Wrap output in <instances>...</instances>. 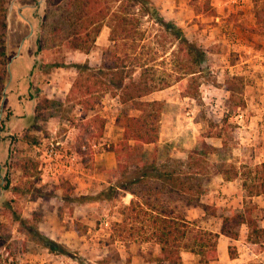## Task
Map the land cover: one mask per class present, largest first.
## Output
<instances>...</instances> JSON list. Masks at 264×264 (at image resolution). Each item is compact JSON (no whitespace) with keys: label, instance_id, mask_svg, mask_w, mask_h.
Returning a JSON list of instances; mask_svg holds the SVG:
<instances>
[{"label":"rangeland","instance_id":"obj_1","mask_svg":"<svg viewBox=\"0 0 264 264\" xmlns=\"http://www.w3.org/2000/svg\"><path fill=\"white\" fill-rule=\"evenodd\" d=\"M149 1L166 21L172 22L191 44L203 52L204 66L202 73L196 76V98L181 97L180 89L185 86L188 78L182 77L184 71L178 68L175 61L176 56L181 57L183 52L176 53L177 46L173 36L144 17L139 5L133 7L127 0H100L101 6L108 8L109 12L121 10L138 26L141 41L137 49L136 64L148 67L145 76L156 88L144 99L160 100L162 111L156 144L140 146L128 142L127 145H118L120 161L128 167V171L119 178L117 174L109 173V170L118 167L115 155L109 151L121 139L117 119L122 115L134 116L138 112L129 104H121L117 92L116 95H103L91 112H81L73 99L67 93L64 94L73 77V70L65 68L62 62L70 66L83 57L65 48L62 41L53 39L48 49L34 53L35 58L37 57L34 64L36 67L38 65L39 73L46 74L49 71L44 76L48 80L43 79L42 83L50 81L59 86L54 100L50 103L41 101L43 95L35 86V79L34 84L31 83L33 89L29 97L37 102L41 101L39 109H45L41 112L38 110L39 118L32 119L25 129L14 127L12 130L15 131L8 133L7 123L11 113L3 106L2 95L6 94L8 82V90L19 85L18 80L21 81L23 74L29 71L31 57L30 51L20 44L29 38L36 44L43 33H49L52 26H55L52 21L56 18L53 20L54 17L51 16L47 20L52 21L46 20L44 23L46 0H3V34L8 71L6 70L0 98V140L9 141L13 145L9 146L7 158L1 163L0 169V264H22L20 260L23 255L38 253L44 246L42 237L35 230L40 214V207L33 205L36 199H61L62 205L58 207L61 212L71 215L72 210H75L77 219L83 220L84 223L74 221L78 232L90 230L85 238L71 240L76 241L72 244L83 243L85 250L67 249L58 245L50 252L66 255L78 264H130L132 254L138 258V264H157L154 259L159 250L152 237L153 215L137 208L126 209L128 201L135 200L134 197L114 187L121 182L129 183L144 165H168L165 169L175 170L176 162L185 156L187 148L206 131V121L222 116L223 102L228 95L224 84L230 76L241 79L244 106L236 109L228 120L231 126H235L238 142L230 151L227 164L238 169L241 173L240 180L243 181L247 171L252 172L257 162L264 161V0H247V5L253 7V14L246 17L250 21L242 17L240 22H235L236 17L231 8L226 7L228 0H208L210 10L206 11L202 8L203 2L199 3L198 0ZM218 2L221 3L220 6L225 4L222 9H218L219 13L215 10ZM108 23L109 20L102 21V31L95 40L98 47L89 55L91 66L96 65L99 47L109 44ZM42 26L46 28L43 29ZM59 64H62L60 69L57 68ZM124 65L128 66V62ZM137 76L136 69L132 78ZM162 85L165 87L160 88ZM5 104L16 109V97L8 95ZM237 115L240 117H236ZM92 116H95L94 121ZM101 121L103 127L100 129ZM50 122L55 123L54 128L48 125ZM91 123L93 134H100L99 137L90 138L87 144H80L75 138L78 130L86 124L90 126L87 129L89 132ZM49 140L59 142V151L63 156L76 155L77 161L73 167L80 163L84 172L88 169L93 173L97 171L95 179L98 180V185L91 188V192L83 195L77 190V183L70 177L74 174L72 170L68 171L70 176L60 174L63 173L60 168L65 164L64 159L55 167L57 177L52 176L55 173L53 166L49 161L40 160L43 144ZM90 144H94L95 148L90 149ZM101 151L109 152V158L95 161L93 154ZM5 157L6 150L0 144V160ZM209 158L215 159L214 156ZM23 161L27 165L21 171L17 165ZM216 183L217 180L212 177L206 185L202 200L218 198L217 194L210 195V189ZM129 188L136 190L137 186ZM84 201H88V204L77 206V203ZM72 202L76 203L75 207L70 205ZM175 204L179 206L178 210L185 221L194 224L182 227L185 230L183 243L188 244L196 231L208 232L200 219H192L191 214L186 213L189 209L201 212L199 208H183V203L179 201ZM201 219L207 217L203 216ZM211 223H215V220H211ZM204 250L207 251V247ZM183 253H190L192 259L189 258L190 255L188 259L184 255L181 257ZM179 254V264H200V257L194 253L181 250ZM64 261L70 264L69 261Z\"/></svg>","mask_w":264,"mask_h":264},{"label":"trees","instance_id":"obj_2","mask_svg":"<svg viewBox=\"0 0 264 264\" xmlns=\"http://www.w3.org/2000/svg\"><path fill=\"white\" fill-rule=\"evenodd\" d=\"M61 1L62 4H61ZM132 6L139 5L142 15L161 26L166 32L173 36L176 42L177 54L183 52L182 56H176L178 68L182 71V77L188 78L187 83L180 89L181 97L196 98V80L203 70V52L191 44L182 32L172 22L166 21L151 4L149 0H127ZM202 1L204 11L210 10L208 0ZM102 7L100 0H46L45 21L55 22L49 33H43L37 40V51L41 52L50 47L53 39L62 41L68 50L79 51L87 54L95 48V39L102 27L103 20H109L108 37L109 44L99 49V66H88L87 62L74 64L76 76L69 90L71 97L83 113L92 111L99 99L105 94L117 92L121 104H129L133 110L138 112L135 116L122 115L117 119L121 128V139L111 151L117 160L118 167L109 170L121 178L128 167L123 165L119 158L118 145H127L132 142L135 145L154 144L158 138L159 118L161 114V103L156 100H144L143 98L156 90L154 84L146 78L148 67L138 63L137 49L141 41V32L133 20L121 10L111 11ZM4 13L3 0H0V98L6 79V50L4 41ZM43 29L46 26H42ZM128 62V66L124 64ZM138 70V76L132 78L133 73ZM126 70L127 72H124ZM146 71V72H145ZM241 79L230 76L226 78L224 90L227 97L223 102V113L221 117H213L206 121V131L198 136L188 149L185 159L176 162V168H168V165L156 167L144 165L137 170L136 175L129 183H120L114 188L129 193L135 200H129L126 209L149 211L151 216L152 237L158 245V256L155 257L157 264H179L180 251L186 250L200 257V264H208L216 257L217 234L211 232H194L188 244L183 243L185 230L182 227L194 225L186 222L179 206L175 202H182L183 208L197 207L204 217H216L219 213V233L225 237L236 239L239 227L244 225L247 229L245 241L255 253L264 250V228L259 223V218L253 216V206L248 198L264 195V162L254 166L252 172H246L241 187L245 192L243 207L240 211L223 209L201 203L200 198L206 192V185L210 178L221 175L224 180L241 177L238 169L232 164H227L230 151L237 146L235 126L228 121L234 111L244 106L241 94ZM165 85L160 86V88ZM43 103H48L42 99ZM37 102L35 107V118H39ZM95 116L91 119L94 121ZM41 118V117H40ZM96 119V118H95ZM91 120V122H92ZM103 127V121L99 128ZM83 128V129H82ZM81 126L76 135L80 144H87L90 138L99 137L93 134L92 123ZM87 132V133H85ZM214 156V160L209 157ZM228 157V158H229ZM85 162V159H83ZM153 162V161H152ZM27 162H20L17 168L25 170ZM154 163V162H153ZM137 169V168H136ZM141 169L145 170L144 172ZM252 176H250L251 174ZM136 185V190L129 188ZM44 247L55 250L57 245L42 237ZM207 247V251L204 249ZM228 256H233L230 248ZM206 258V259H205ZM254 264H264L262 262Z\"/></svg>","mask_w":264,"mask_h":264},{"label":"crops","instance_id":"obj_3","mask_svg":"<svg viewBox=\"0 0 264 264\" xmlns=\"http://www.w3.org/2000/svg\"><path fill=\"white\" fill-rule=\"evenodd\" d=\"M227 3L228 4L226 5V7L228 8L230 7L232 13L236 17L235 22H240V20H242V17H245V19L249 21L251 20L246 17H248V15L250 16L251 14H253V7L252 6L249 7L247 5V0H235V1L228 0ZM220 5L221 3L219 2L216 3L215 5V10L217 11V13H219L218 9L219 8L222 9V7H224L225 4H222V6ZM28 21L29 23H31L30 20ZM29 23L25 21V24L27 26H29ZM101 29L98 35L102 31ZM107 37H108V34H107ZM94 44H95V48L98 47L96 44V41L94 42ZM20 46L26 50H29L31 53V57H30V62H29V71L23 74V76L21 77V81L18 80L17 83L19 85H17L11 90H8L9 82L6 84V94L4 95V98H3V106L8 108L11 113L8 123H7L8 129H9L8 133L15 131V130H12L14 129V127L25 129L26 124H31V121H33L32 119L34 120L36 119L34 116H35V107H36L37 101H35L34 98L29 97V93L31 94V89H33V85H31V83L34 84L35 79H37V84L35 86H37L40 89L41 95H43L41 99L47 100L48 103L54 100L55 94L58 93V90H59V86L56 84H52L50 81L42 83L43 79H45L46 81L48 80V78L44 76H47L49 71H47L46 74L39 73L40 71H38L39 69L38 65L36 67L34 64V62L36 63L37 61V57L35 58L34 53L35 52L39 53V51H37V42L35 44L34 40L29 38L26 41L24 40L20 44ZM102 47L104 46L99 47V49ZM73 52L76 53V55H79L83 58H81L80 60H76V61L74 60L75 62H72L70 66L68 63L62 62L63 65H65V68H70L73 70V77L71 81H69V84H67V88L64 92V94L67 93L68 95H69L71 84L76 76V72L73 67L74 64L87 62L88 66L91 67V61L89 60V55L91 54L92 50L89 51L87 54L81 53L79 51H73ZM99 64H100V57L98 56L96 65H93V66H99ZM61 67H62V64H59L57 66L58 69H60ZM8 95L9 96L12 95L16 97V102H17L16 109H13L12 105L10 104H7V105L5 104V100ZM149 100H156L158 102L160 101L155 98H151ZM76 106L82 112L80 107L78 105ZM161 115H162V111H161L160 116ZM236 117H240V116L237 115ZM159 123H160V118H159ZM54 124H55L54 122H50V124L48 125H52L54 128ZM159 134L160 132H158V136ZM157 141H158V138H157ZM157 141L154 144H156ZM0 144H3L6 150V157L0 160V169H1V165H2L1 163L7 158L9 146L13 144H10L9 141L7 142V141H2V140H0ZM154 144H150V145H154ZM191 145L187 148L186 153L188 149L191 147ZM186 153H185V156H186ZM107 154H109V152L107 151H101L100 153H95L93 154V159L95 161L100 162V160L103 158H109ZM185 156L179 161H183L185 159ZM76 161H77V158L75 162ZM262 162H257V164H260ZM75 166L76 168H74ZM75 166L73 167L72 165L68 169H64L63 167L60 166L61 167L60 172H63L60 174L62 176H65V175L70 176V174H68V171L72 170V173L74 174H72L70 177L73 178L75 182L77 183V186H78L77 190H80V193H83V195H85L86 193L91 192V188H94V186L98 185L97 184L98 180L95 179V176H96L95 174L97 171L93 173V171L91 172V170L88 169L87 171L84 172V170L80 167V163L76 164ZM76 169L78 170L76 171ZM53 171H55V173H53L52 176L56 178L58 171L55 168ZM50 175H51V172H50ZM212 177L216 179L218 183H216L213 189H210V193H212L210 195L217 194L218 198L215 197V199L202 200V197L205 196L203 195L200 198L201 203L209 205V206L223 208V209H233L235 211H240L243 207V199L246 198L245 192L240 184V182L242 183L240 178L237 177L231 180H224L221 175H215ZM248 200L250 201V203L252 204L254 208L253 216L259 218V223L261 227L264 228V195L253 196V197L248 198ZM81 204L86 205L88 204V201H84L83 203H77V206H80ZM33 205L40 207L39 220L35 224V230L41 237L48 239L49 241H51L57 246L61 245L62 247H66L67 249H78L82 251L84 244L83 243L82 245L80 243L72 244L73 242H76V241H71V240L79 241L83 239V237L85 238L86 235L89 234L90 230L87 229L86 231L78 232L76 227H74V225L76 224L74 223V221L79 222V223H84L83 220L77 219L78 217L74 215L75 210H72L73 214L71 215H67L66 213L61 212V209L60 210L58 209V207L62 205L61 199H38V200L36 199V202L33 203ZM70 205L75 207L76 203L72 202L70 203ZM188 208H192V207H188ZM186 213L191 214L192 219L194 218L200 219V223L203 225L205 230L218 235L216 239V244H215L216 245L215 247L216 257L213 261H210L208 264H250L251 262L258 263L264 260V250L260 253H255L250 249L247 242L245 241L247 229L244 225H241L239 227L237 238L231 239L219 233V227H220V218H219L220 214L219 213L216 215V217H207V219H201L204 216L202 211L197 212L194 209H189V210H186ZM211 220H215V223L212 224ZM76 245L78 248H76ZM229 248L232 250V253H233V256L231 258H229L228 256ZM79 255H81V253H79ZM182 255H184L186 259H188L190 255L189 258L192 259V255L190 253H183L181 254V257ZM156 256H158V254ZM17 259L18 258H16V260ZM21 259L22 260H20V263L22 264H66L67 262L64 260L69 261L70 264H78L74 261V259H70L66 255H63L61 253L50 252L44 246L42 247L41 251H39L38 253L26 254L25 256L23 255ZM138 263H139L138 258L134 254H132L130 264H138Z\"/></svg>","mask_w":264,"mask_h":264},{"label":"built area","instance_id":"obj_4","mask_svg":"<svg viewBox=\"0 0 264 264\" xmlns=\"http://www.w3.org/2000/svg\"><path fill=\"white\" fill-rule=\"evenodd\" d=\"M89 147L90 149H93L95 148V145L90 144ZM81 149L83 150L84 147L82 146ZM62 159H64V163H65L63 165V168L68 169L74 164L76 160V155L70 154L63 156L59 151V142L57 141L49 140L43 144V149L41 151V157H40L41 161L43 162L49 161L50 164L53 166V168L55 167L57 168V166L59 165ZM104 225H106V223H104Z\"/></svg>","mask_w":264,"mask_h":264},{"label":"water","instance_id":"obj_5","mask_svg":"<svg viewBox=\"0 0 264 264\" xmlns=\"http://www.w3.org/2000/svg\"><path fill=\"white\" fill-rule=\"evenodd\" d=\"M6 70L8 71V65L6 66ZM3 98H4V95H2V100H3Z\"/></svg>","mask_w":264,"mask_h":264}]
</instances>
